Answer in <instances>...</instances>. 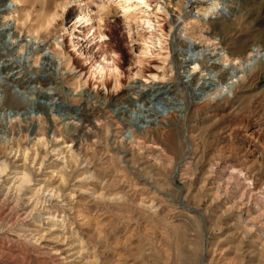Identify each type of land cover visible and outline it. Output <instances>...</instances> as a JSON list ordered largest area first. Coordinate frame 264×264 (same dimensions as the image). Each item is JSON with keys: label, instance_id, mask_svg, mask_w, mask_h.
Here are the masks:
<instances>
[{"label": "rangeland", "instance_id": "rangeland-1", "mask_svg": "<svg viewBox=\"0 0 264 264\" xmlns=\"http://www.w3.org/2000/svg\"><path fill=\"white\" fill-rule=\"evenodd\" d=\"M103 1L107 14L97 10L99 0H0V7L15 4L0 13L14 35L47 41L62 60L54 82L37 75L27 83L19 71L5 80L0 72V264H264L261 239L240 219L258 222L264 213V55L243 78L226 76L228 92L210 99L215 84L203 92L195 81L184 87L192 70L177 63L170 43L175 30L217 48L212 34L220 28L231 54L214 62L245 60V67L253 46L264 52V0H230L224 14L204 18L211 0L203 10L199 0L185 8L182 0ZM76 16L101 24L102 37L91 24L74 33ZM72 35L91 38L80 47ZM140 58L147 67L136 80L153 89L101 88L111 74L132 77ZM134 129L156 132L157 141L145 142L149 151L121 142ZM245 195L247 215L229 201Z\"/></svg>", "mask_w": 264, "mask_h": 264}, {"label": "bare ground", "instance_id": "bare-ground-1", "mask_svg": "<svg viewBox=\"0 0 264 264\" xmlns=\"http://www.w3.org/2000/svg\"><path fill=\"white\" fill-rule=\"evenodd\" d=\"M125 3H130V0H124ZM205 0H199V3H201L203 6L200 8V10L204 9L205 6ZM230 0H214V1H210L209 2V7L207 6V8L205 7V11H204V15L203 18L208 15L209 12L211 11H219L221 14L226 6L227 3ZM183 2V7L185 8L187 4L191 5L194 2H197V0H182ZM10 6H15L14 2L10 5ZM10 6L6 5L5 3H3L0 7V13H2V11H8L10 10ZM97 10L101 9L99 11L103 12V14H107L109 11H111L112 9L108 6H106V4H104L103 0H99V2H97L96 4ZM136 6H133L131 9H134ZM12 9V8H11ZM14 9V8H13ZM96 9V8H95ZM127 9V8H125ZM6 13V12H4ZM10 13V12H9ZM200 17V16H199ZM94 18V17H93ZM101 19V17H99ZM175 20V24L177 27V23H179V18L174 19ZM6 21V20H5ZM179 21V22H178ZM100 22V21H98ZM145 22H148V20H146ZM102 23V21H101ZM91 24L90 28L94 26V30L92 34H97V36H101L102 37V33L100 31L101 28V24L99 23H95V21L90 17L88 18H84L81 16H76L74 21L72 22L73 26V32L77 34H79L80 32L84 31L85 26ZM107 24V23H106ZM104 25V24H103ZM106 26V25H105ZM104 26V27H105ZM108 26V25H107ZM111 26V25H110ZM108 26V29H110L111 27ZM113 26V25H112ZM116 26V25H115ZM114 26V28H115ZM110 27V28H109ZM217 28V27H216ZM105 29V28H104ZM107 29V30H108ZM177 29V28H176ZM103 30V29H102ZM113 30V29H112ZM106 31V30H105ZM175 31V30H174ZM173 31V33L171 34V38H170V43L174 46H177V55L180 56V58H178L176 61L177 63H179V65L181 67H187V68H191V72L188 74L189 76H187V74L185 75L184 78H186V80L184 81V87L188 88V83L190 81H195L194 87L196 86L197 90H201L202 92L204 90H206V88H210L212 85L215 84V86L210 90V92L206 91V95L208 96V98L213 99L214 97H218L220 96L222 93L224 92H228V87H230V82L229 78H226V76L230 75L231 77L236 76V72L240 71L241 74V78H243L244 76H246L245 74H247V71H249L252 66L257 62L258 59H255L254 57L257 56L258 54H260L259 59H262V56L264 55V52L262 53V48H258L253 46L251 48V53H250V57L251 58V62L249 63V61L247 60V63L245 65V67H243V65H241L242 63L246 62L245 60H241V64L239 67L234 66L230 63H228L227 66H225L224 64H221L220 62H214L216 58H224V61L229 59V55L231 54L230 52H228V50L223 46V42L225 40V36L222 34V31L220 30V28L216 29V32H214L212 34V37L214 38V41H217V48H210L207 45H201L198 42L188 38V37H181L180 35H178L177 33H175ZM118 32V31H117ZM104 33V32H103ZM112 33V32H111ZM125 33V32H124ZM92 34H89L90 36ZM109 34V33H108ZM8 36L9 40L8 41H1L0 40V72L1 74H3V77H5V80L7 78H10L12 73L15 71H19L22 72L24 74V76L26 77V80L24 82L30 83L31 80H33L37 75H41L42 78H46V79H50L52 82H54V80L56 81V79H58L57 77V73L55 72L56 69L59 68L60 64H61V56L59 54H53L48 47H46L47 41L44 40H39L38 37L31 35V34H27L26 37H23L22 35L17 36L16 34L14 35V31H12V26L10 25V23H8L7 21H0V36ZM80 35V34H79ZM79 35H72V41L74 40V38L76 39L75 43L76 46H80V47H85L86 42H88L89 37H85V36H81L79 37ZM117 36V34H115ZM122 35V34H121ZM115 36V37H116ZM5 37V36H4ZM3 37V38H4ZM111 37V36H110ZM121 37V36H120ZM154 37V36H153ZM2 38V39H3ZM91 38V37H90ZM95 38V37H94ZM20 39L23 40L22 44H21V48H24L23 50H21V52H19L18 56H14L13 54V48L14 45L19 44ZM109 40V39H108ZM107 40V41H108ZM120 40V39H118ZM116 39H110L108 42L112 43L114 45H117L116 48L120 47V41H118ZM104 41V40H103ZM150 41V40H149ZM102 44V41H100ZM106 42V41H105ZM103 42V43H105ZM100 44V45H101ZM56 45L59 49L63 48L62 44H57ZM75 45V44H74ZM73 45V46H74ZM107 45V43H106ZM119 45V46H118ZM112 46V45H111ZM173 46V47H174ZM108 47V46H107ZM3 49H5L3 51ZM242 50V48L240 49V51ZM245 50V49H244ZM118 51V50H117ZM119 54L116 55L117 57H119L120 61L123 62L127 59L125 57V53L119 48ZM86 53V52H85ZM38 55V57H40L41 61H40V65L37 66V64H30L29 63V59L30 57H32L33 55ZM98 57V56H97ZM116 57V58H117ZM86 59V58H85ZM87 60V59H86ZM128 60V59H127ZM93 61V60H92ZM141 64H139L138 66V70L133 73L131 76L129 77L128 74L127 76L121 72L118 76L111 74L109 76V80L104 82L102 80L99 81V84L101 86V88H105V89H120L121 87H125V91L127 89V93H132L135 95H140L144 90L148 89L151 90L153 89V84L147 86L144 83H140L139 80H136V74H140L143 71L146 70V63H145V59H141ZM94 63V62H93ZM125 63V62H124ZM131 63V62H130ZM143 63V64H142ZM240 63V62H239ZM135 64V63H134ZM218 64V65H216ZM93 65V64H92ZM146 67H145V66ZM189 65H192L191 67ZM112 66V65H111ZM124 66V65H123ZM135 66L131 67L134 68ZM101 67V66H100ZM103 67V66H102ZM209 67H212L214 71H212V73L214 75H217L221 78H223V81L221 79L218 80L216 83L213 80V78H211V74L209 73L208 70ZM247 67V69H246ZM249 67V68H248ZM33 68H36L33 69ZM100 69V68H99ZM104 69V68H102ZM125 70V69H124ZM122 70V71H124ZM127 70V69H126ZM125 70V71H126ZM202 72L200 74V76H198L195 79H192L193 77L191 76L192 74H194V72L196 71ZM101 71V70H100ZM70 72V71H69ZM129 72V71H128ZM211 72V71H210ZM112 73V72H111ZM80 74V73H79ZM77 76V74H76ZM191 76V77H190ZM190 77V78H189ZM93 78V77H92ZM106 78V77H105ZM108 79V77H107ZM106 79V80H107ZM95 80V79H93ZM130 80V81H129ZM90 81V80H89ZM13 82V81H12ZM23 82V81H22ZM125 82H128L127 85H125ZM4 87H6V89H10L7 87V82L4 81ZM18 81L16 82V86H17ZM191 83V82H190ZM87 84V83H86ZM98 84V83H97ZM26 85V84H25ZM28 85V84H27ZM90 85V84H89ZM191 85V84H190ZM86 86V85H85ZM3 87V88H4ZM79 87V81H76V89H80ZM191 88L190 89H195V88ZM90 88V86H86V89ZM19 89V88H18ZM30 89H35L33 87H30ZM159 89L156 91L158 92ZM150 92V91H149ZM148 93V92H147ZM162 94V92L159 93V95ZM9 102V101H8ZM12 106V105H11ZM182 106V105H181ZM8 107V106H7ZM10 107V106H9ZM17 108V107H16ZM122 109V108H121ZM171 109H174L171 108ZM176 111V110H175ZM184 115V114H182ZM181 115V116H182ZM153 120V119H152ZM114 121V120H113ZM144 122V121H143ZM77 123V122H76ZM118 134V133H117ZM128 135V134H127ZM156 132H150L148 133L147 131H145L144 133H140L137 132L135 129L131 132V135L127 138H122L121 142L129 145V146H136V148H140V152L142 151L147 152L148 147L145 146V142L148 140H158V137H155ZM160 136V135H159ZM161 138V137H160ZM15 140V139H14ZM120 140V139H119ZM163 141V140H162ZM166 141V140H165ZM141 143V144H140ZM124 145V144H123ZM167 145V144H166ZM171 145V144H170ZM157 146V145H156ZM187 146V145H186ZM185 146V147H186ZM11 148V146L9 147ZM139 150V149H138ZM126 153V152H125ZM129 153V152H128ZM126 155V154H125ZM148 155V154H147ZM186 158V157H185ZM168 159V158H167ZM122 160V159H121ZM171 162V159L169 160ZM0 166L6 168V164L1 163ZM182 166V164H181ZM170 168V167H169ZM0 170H2L0 168ZM190 170V169H189ZM188 168L186 167L184 169V173L185 174H190L189 173ZM208 170V169H207ZM149 171V170H148ZM241 174V173H240ZM26 175V174H25ZM22 176V175H21ZM27 176V175H26ZM207 176V175H206ZM214 175H212L210 172L208 173V177L210 178L211 184H213L214 189L217 192H222L221 190H223L222 188H220V186L218 185V183H215L214 181L217 180V178L213 177ZM21 178V182H26V177L23 175ZM169 179V178H168ZM171 179V177H170ZM209 179V180H210ZM19 181V179H18ZM168 182V181H167ZM208 182V181H207ZM20 183V182H18ZM237 182H235L234 178H230V180H228L227 184L230 185H234L237 186L236 184ZM209 184V183H208ZM101 185V184H100ZM228 186V185H227ZM231 187V186H230ZM233 187V186H232ZM9 188V187H8ZM228 188L226 187V190ZM225 190V189H224ZM223 191L227 192V191ZM9 191V190H8ZM228 194V193H226ZM92 195V194H91ZM215 197V196H214ZM246 200L245 202H243L242 200L240 201V203H236L234 200H230L231 205L233 206H237L239 207L240 211H244L246 213V215L248 214V209L243 205H247L248 201H249V197H247V195L244 196ZM103 199V198H102ZM240 199V198H239ZM228 201V202H229ZM34 203V202H33ZM152 205V204H151ZM259 209V208H258ZM156 212V211H155ZM47 214V213H46ZM244 215V214H243ZM260 220L257 222L255 221L252 217H244V218H240L244 227L247 230H253L254 232H256V235H258L257 237H259L262 241L261 243V247H264V213L262 211H260L259 215ZM38 217V216H37ZM243 217V216H242ZM48 220V222H53L52 221V216H47L46 218ZM22 231V230H21ZM26 232V231H25ZM255 234V233H254ZM70 236V235H69ZM257 245V244H256ZM263 250V249H261ZM9 251V250H8ZM72 255V254H71ZM248 256V255H247Z\"/></svg>", "mask_w": 264, "mask_h": 264}]
</instances>
